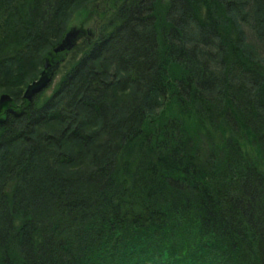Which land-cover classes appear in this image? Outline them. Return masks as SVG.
<instances>
[{
	"label": "trees",
	"instance_id": "16d2710c",
	"mask_svg": "<svg viewBox=\"0 0 264 264\" xmlns=\"http://www.w3.org/2000/svg\"><path fill=\"white\" fill-rule=\"evenodd\" d=\"M78 1L0 0V264H264V0H104L24 99Z\"/></svg>",
	"mask_w": 264,
	"mask_h": 264
},
{
	"label": "rangeland",
	"instance_id": "374dc122",
	"mask_svg": "<svg viewBox=\"0 0 264 264\" xmlns=\"http://www.w3.org/2000/svg\"><path fill=\"white\" fill-rule=\"evenodd\" d=\"M106 5L107 3H105L104 0H79L71 7L72 10L74 9V11L72 12L71 16L69 14L70 12L69 11L66 18H64V20H66L67 22L66 21L64 22L62 37L60 39L58 38L57 40H55L56 38H54L53 40L55 41H53L52 44L49 47H47V49L45 50L43 49L44 57L39 58V60H37V64H35L34 67L33 66L31 67L29 65L27 66V69L31 68L30 69L32 71L31 75L33 73L37 75L31 79L30 78L28 79L27 76L25 77L23 85L21 86L22 87L21 96L24 99L29 101L33 98L35 93L38 92L36 91L30 99L24 96L27 87L41 78L45 80L44 85L41 89L44 90L47 88L45 93L46 94L50 93V91L52 90V88L55 86L58 79L60 78L62 71H64V69L61 67L62 62L61 64H59V62L60 61L64 62L65 58L69 55L68 53L70 52V50L73 49L78 42H81L85 36L91 38L95 35L96 29L103 21V17L107 14ZM13 20L16 23L17 20L16 19ZM70 31L71 32L77 31V36L74 38L75 40L72 42V46L69 49L67 48V49L55 51L54 49L64 39L65 35ZM3 32L4 33L7 32L8 35V31H1L0 35L3 34ZM21 78L23 79L24 76H21ZM6 91L7 90L0 88V98L3 95H7L9 97V99H3L2 101H0V109L6 102L10 101L11 99L8 94L9 92ZM0 120H1V116H0Z\"/></svg>",
	"mask_w": 264,
	"mask_h": 264
},
{
	"label": "water",
	"instance_id": "95a60500",
	"mask_svg": "<svg viewBox=\"0 0 264 264\" xmlns=\"http://www.w3.org/2000/svg\"><path fill=\"white\" fill-rule=\"evenodd\" d=\"M77 36V31L69 32L65 35L64 39L57 45V47L54 49L55 51L57 50H63V49H69L72 46V42L75 40L74 38ZM45 80L43 78L39 79L38 81L33 82L30 84L26 91L24 96L28 99L32 97V95L36 92L39 91L43 85H44ZM3 99H9L7 95H3L0 98V101Z\"/></svg>",
	"mask_w": 264,
	"mask_h": 264
},
{
	"label": "bare ground",
	"instance_id": "6f19581e",
	"mask_svg": "<svg viewBox=\"0 0 264 264\" xmlns=\"http://www.w3.org/2000/svg\"><path fill=\"white\" fill-rule=\"evenodd\" d=\"M45 66V65H44ZM46 67V66H45ZM47 68V67H46Z\"/></svg>",
	"mask_w": 264,
	"mask_h": 264
}]
</instances>
